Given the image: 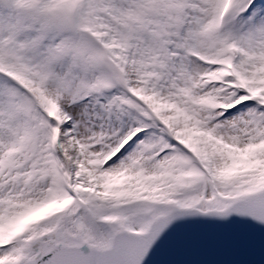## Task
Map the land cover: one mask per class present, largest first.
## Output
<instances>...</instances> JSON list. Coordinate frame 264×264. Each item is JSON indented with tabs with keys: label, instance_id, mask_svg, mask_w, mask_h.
<instances>
[{
	"label": "snow or ice",
	"instance_id": "snow-or-ice-1",
	"mask_svg": "<svg viewBox=\"0 0 264 264\" xmlns=\"http://www.w3.org/2000/svg\"><path fill=\"white\" fill-rule=\"evenodd\" d=\"M0 264H264V0H0Z\"/></svg>",
	"mask_w": 264,
	"mask_h": 264
}]
</instances>
